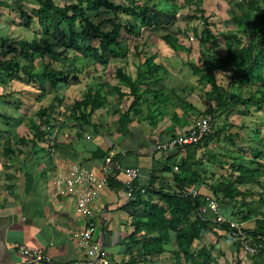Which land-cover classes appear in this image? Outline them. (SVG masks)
Listing matches in <instances>:
<instances>
[{"label": "trees", "instance_id": "obj_1", "mask_svg": "<svg viewBox=\"0 0 264 264\" xmlns=\"http://www.w3.org/2000/svg\"><path fill=\"white\" fill-rule=\"evenodd\" d=\"M227 2L231 25L226 32H218L213 23L217 8L208 11L204 0H72L64 4L28 0L31 9L20 12L22 26L36 37L7 44L0 70L10 68L4 74L9 80L14 69H22L27 84L34 85L23 93L35 105H25L24 97L16 104L28 117L25 132L33 143H46L57 125L79 127L81 134L84 129L93 131L98 125L91 119L102 111H113L118 117L119 135L144 112L145 120L155 127L157 121L147 117L153 106L179 107L184 117L195 114L194 124L200 118H212L208 136L177 148L185 157L167 158L160 172L172 173L171 190L155 186L158 177L154 175L145 187L138 186L139 178L135 181L134 198L127 203L132 214L130 231L122 240L129 253L117 264H232L220 247L222 241L234 263L241 264L240 237L228 224L214 222L206 209L210 198L218 203L222 216L238 223L245 240L256 249L246 253L251 264H264V0ZM151 36L156 43L149 41ZM177 60L191 71L187 86L178 91L153 90L169 76L168 62ZM109 68L116 84L102 78ZM84 83L85 91L72 102L66 94H57ZM196 90L209 103L204 111L187 101ZM13 93L0 97L8 99ZM153 96L158 100L149 105ZM257 114L259 118L253 117ZM233 116L239 118L238 124ZM170 120L180 123L174 113ZM194 124L181 133H188ZM174 127L171 137L178 134ZM16 144L7 137L2 142L3 155L14 154ZM217 144L221 152L216 154L210 146ZM155 151L165 154L156 146ZM127 157L112 154L121 168H128L123 166ZM201 185L207 187L210 198L190 195ZM245 225L252 226L246 229ZM210 234L213 243L207 238Z\"/></svg>", "mask_w": 264, "mask_h": 264}, {"label": "crops", "instance_id": "obj_2", "mask_svg": "<svg viewBox=\"0 0 264 264\" xmlns=\"http://www.w3.org/2000/svg\"><path fill=\"white\" fill-rule=\"evenodd\" d=\"M30 9L28 0H0V63L7 58V44L24 38L17 34L18 28L24 30L20 12H28ZM168 64L176 68L168 67L169 76L159 86L152 88L156 92L175 91L176 86L171 80L174 75L180 76L181 81L191 78V72L183 75L182 68L185 65H179L178 60ZM6 71L0 70V96L5 95V89L10 87L13 92L27 91L25 88L29 87L28 80L22 69H14V81L4 85ZM109 83L116 84L114 80ZM82 86L85 87V83L78 87ZM11 98L6 99L11 101ZM196 98L193 93L187 101L204 111L200 109V102ZM7 100L0 97V105L7 104ZM157 100L154 96L150 97L149 105ZM201 100L209 107L205 98ZM168 108L152 107L153 112L147 117L157 121L155 127H151L145 120L144 112L142 117L132 121L123 135L117 133L118 117L113 111L107 114L102 111V115H94L91 119L92 123L98 125L95 130L84 129L81 134L79 127H72L68 123L57 125L51 135L45 138L46 143H33V138L27 137L25 129L28 117L22 108L15 117L5 114V110L0 112V264H90V259L78 249L76 237L88 223L95 225L94 239L104 245L110 264L120 263L124 254L129 253L122 247V240L129 234L132 215L127 207L124 174L119 172L112 177V181L99 191L89 207V213L85 215L76 212L73 197L59 193L56 181L75 165L84 167L96 178H100L106 155L122 153L128 155L123 166L138 168L140 177L137 184L140 188L147 186L150 176L154 175L158 177L155 186L171 190L172 173L160 171L167 165L168 157L179 161L186 155L177 151L161 154L155 151V146L157 142L172 136L173 126L175 134L185 132L198 116L189 113L184 117L179 107ZM143 109L147 110V106L144 105ZM173 113L180 119L179 124L170 120ZM155 114L156 119H152ZM7 137H11L17 144L13 147L14 154L5 156L2 153V142ZM20 138L25 139L24 143L18 142ZM195 190L200 195L211 197L204 185ZM207 238L212 243L215 241L212 234ZM21 248L30 253L40 251L46 259L36 261L23 255ZM245 256L241 250L239 259ZM226 257L228 259V255ZM231 261L236 264L233 258Z\"/></svg>", "mask_w": 264, "mask_h": 264}, {"label": "built area", "instance_id": "obj_3", "mask_svg": "<svg viewBox=\"0 0 264 264\" xmlns=\"http://www.w3.org/2000/svg\"><path fill=\"white\" fill-rule=\"evenodd\" d=\"M211 122V116L200 118L195 122L188 133H178L175 137H169L164 142L158 143L156 145V150L167 153L176 151L177 148L188 147L199 143L202 138L211 133ZM175 170H177V168H175ZM119 172H122L126 178L124 186L126 189V197L129 201L134 198V183L139 178V170L135 168H121L118 162L112 158V153H110L102 163L100 178H96L84 167L75 165L71 167L67 174L58 177L56 185L60 194L75 199L76 212L80 215H85L89 213V207L96 200L99 191L108 185L110 177ZM198 194L197 190H192L190 193L193 198ZM206 209L217 225L224 226L228 224L230 228L236 230L242 242L241 250L244 253L253 254L256 251V249L245 240L244 234L240 231L238 223L229 221L219 213L218 203L214 199H208ZM95 231V225L88 223L76 234L78 238V249L84 252L86 257L90 259V264H110L109 255L104 245L94 239ZM20 251L23 255H27L36 261L46 259L40 251L30 253L25 248H21Z\"/></svg>", "mask_w": 264, "mask_h": 264}, {"label": "rangeland", "instance_id": "obj_4", "mask_svg": "<svg viewBox=\"0 0 264 264\" xmlns=\"http://www.w3.org/2000/svg\"><path fill=\"white\" fill-rule=\"evenodd\" d=\"M70 1H72V0H56V2L58 4H64V3H67V2H70ZM203 6H205L204 8H206L208 11L213 10L215 7L217 8L214 11V13L218 17H215V19L213 20V23H215L216 27L218 28V32H226L228 30V28H229V25H231V22L228 19V15L231 14V9H230V6L228 5L227 0H204V5ZM176 16H177V18H180L179 17L180 16L179 13ZM223 23H225V24H223ZM21 32H24V33L22 34ZM17 34H18V36H20V34L23 35L24 38H25V40H28V41L29 40H32L34 37H36V35L34 33H31V31H29L28 29H25V28H24V30L23 29L21 30V28H18ZM149 41H151V42L153 41V42L156 43V40H155V37L154 36H151L150 39H149ZM193 53L196 54L195 56L197 58V56H198L197 51H194ZM37 60H35V64L38 63ZM181 61H183V60H181ZM180 64L181 63L179 62V65ZM171 68L175 69V67H173V66H171ZM129 70L132 73L134 72V70L132 68L131 69L129 68ZM182 70L184 71V73H183L184 76H186L185 72H191L190 69L188 67H186V66L183 67ZM112 75H113V69L112 68H109L108 69V72L106 74H104V75L102 74V76H103L102 78H104L106 80L108 79L109 81L112 82V80H113L112 77H111ZM179 78H180V76L178 77L177 75H174L173 77H171V80L174 82V85L176 86V90L175 91H178V89L180 87H182V88L183 87H186L187 84H188V82H189V80L188 81H184V80L181 81V80H179ZM12 81H14V80L13 79L12 80H8V79L5 78L4 85H7L8 82H12ZM191 84L189 86H191ZM27 86H29V87L25 88V90L31 89L34 85L32 86V83H29ZM85 89H86V86L85 87L82 86V87H78V89L62 90V91H60L57 94H59V95H62V94L65 95L66 94L68 96L69 102H72L75 99L76 96L80 97L81 94L85 91ZM8 91H10L11 93L13 92V91H11V87H10V89H5V93L6 94L8 93ZM166 94L168 95L167 92H166ZM177 94H179V93H177ZM195 94H196V97L198 98V99L196 98L197 101L200 102L199 103L200 109L206 110L207 109L206 104L205 105L203 104L204 102H203V100H201L203 97L199 93V90H196L195 91ZM6 97L7 96L4 97V100H7ZM23 97L26 99L25 100V105H28V103L29 104H34L33 101H31L30 99L27 98V96H26L25 93H23V92H14L12 94L11 101L8 104H5L4 105V103H3L2 105H0V112H2V111L5 110V114L8 113V115L15 117L16 114H19V109H16V107H17L16 104H19V100L20 99H23ZM175 102H176V99H175ZM20 107H22V105ZM253 117L259 118L260 116L257 114L256 116H253ZM232 120L236 124L239 123V118L238 117H234L233 116ZM251 146L252 147H255L254 144H251ZM218 147L220 149V145L219 144H217V146L216 145H211L210 146V148L213 151H216L217 150L215 152L216 154L219 153V152H221V150H219ZM215 168L218 171V168L217 167H215ZM250 226H252V225H245L246 229H248ZM205 243H209V241H206ZM225 244H226L225 241H222L220 243V247L225 251L226 255H228V259L231 260L234 256L226 249ZM240 253H241V251H240ZM240 261L243 262L244 264H251V261H250L248 255H246L245 258H240ZM243 263H241V264H243Z\"/></svg>", "mask_w": 264, "mask_h": 264}]
</instances>
